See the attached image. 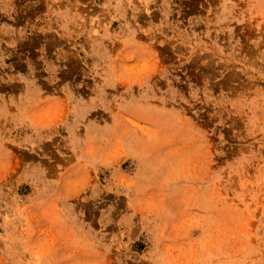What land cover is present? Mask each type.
Returning a JSON list of instances; mask_svg holds the SVG:
<instances>
[{
	"label": "rangeland",
	"instance_id": "374dc122",
	"mask_svg": "<svg viewBox=\"0 0 264 264\" xmlns=\"http://www.w3.org/2000/svg\"><path fill=\"white\" fill-rule=\"evenodd\" d=\"M0 264H264V0H0Z\"/></svg>",
	"mask_w": 264,
	"mask_h": 264
}]
</instances>
